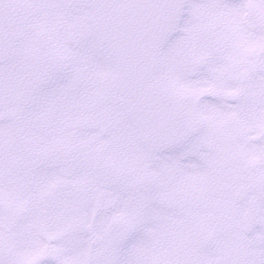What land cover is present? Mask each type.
<instances>
[{
	"label": "snow or ice",
	"instance_id": "obj_1",
	"mask_svg": "<svg viewBox=\"0 0 264 264\" xmlns=\"http://www.w3.org/2000/svg\"><path fill=\"white\" fill-rule=\"evenodd\" d=\"M0 264H264V0H0Z\"/></svg>",
	"mask_w": 264,
	"mask_h": 264
}]
</instances>
